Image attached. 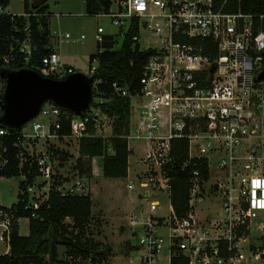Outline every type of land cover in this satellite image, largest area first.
Segmentation results:
<instances>
[{
	"label": "built area",
	"instance_id": "2783aa9c",
	"mask_svg": "<svg viewBox=\"0 0 264 264\" xmlns=\"http://www.w3.org/2000/svg\"><path fill=\"white\" fill-rule=\"evenodd\" d=\"M18 1L23 2V11L17 14L7 9L10 2L0 4V16L10 15L14 21L13 32L0 36V115L6 86L1 70L19 69L15 54L22 56L23 62L29 60L33 50L29 19L41 15L33 5L26 10V0ZM241 2L111 0L109 8L98 14L109 18L123 41L129 38L139 50L149 52L139 91L132 93L127 85L112 84L116 94L130 99L124 135L128 144L132 139L146 141L144 154L137 161L146 169L127 184L129 190L136 186L144 189L138 197L147 202L146 208L130 212L125 225L132 250L140 252L131 264H264V11H245ZM18 17L25 22L18 25ZM143 33L149 39L146 44L141 42ZM52 37L50 30V40ZM64 38L74 41L69 32ZM84 38L82 34L78 40ZM95 41L97 52L118 48L115 34L105 32L102 26L96 28ZM98 66L99 58L94 56L86 74L93 76L89 109L81 116L72 114L70 119L71 132L66 138L76 142L89 134L88 125L93 126L95 135L110 134L106 132L110 118L94 104L104 101L97 95L98 84L104 81ZM36 68L43 76L56 79L76 72L61 62L52 47ZM50 105L48 109L42 105L39 114L56 118L61 108ZM37 116L29 121L31 132L24 126L18 129L22 138L17 155L20 168L29 160L39 171L26 187L32 208H38L47 197L57 175L56 157L38 142L56 137L51 127L57 128L59 123L55 119L43 126ZM8 133L9 128L0 123V168L8 162L7 146L1 141ZM176 139L187 143L183 168L197 165L191 171L183 214L173 211L172 184L166 172L172 166ZM201 164L205 165L203 171ZM89 189L82 177L69 187L63 184L58 191L84 195ZM161 192L169 198L165 214L157 213ZM207 197L209 205L201 214L200 203ZM8 209L10 206L0 208L2 243L9 242L13 221ZM131 238L138 239L132 243Z\"/></svg>",
	"mask_w": 264,
	"mask_h": 264
},
{
	"label": "trees",
	"instance_id": "16d2710c",
	"mask_svg": "<svg viewBox=\"0 0 264 264\" xmlns=\"http://www.w3.org/2000/svg\"><path fill=\"white\" fill-rule=\"evenodd\" d=\"M10 0H0V4H9ZM85 11L89 15H97L107 10L111 0H84ZM26 0L25 9H29ZM242 9L245 11H264V0H242ZM39 18L30 17V35L32 53L27 62L22 61V56L15 54L18 60L16 68L28 67L38 71L36 65L41 57L51 50L49 17L51 13L43 5H35ZM25 19L18 17L16 23L21 25ZM14 21L10 15L0 16V36L11 34ZM23 36V32L20 33ZM148 51L139 50L137 45L126 38L122 45L115 49H105L102 52L91 54L99 58L98 72L104 81L98 84L97 95L103 98V103L97 105L102 113L111 119V132L108 136L95 135L92 125H88V135L81 136L77 141L79 156L76 158L75 169L84 176L91 177L95 173V161L102 160L101 173L106 178H125L128 175V156L130 149L124 135L128 131L130 118V99L116 94L113 82L127 85L130 92L136 93L140 89L139 78L145 64ZM20 59V61H19ZM39 72V71H38ZM71 112L61 108L56 117L59 127H51V131L58 138H66L70 132ZM22 140L18 129H9V133L1 138L2 144L7 146V164L0 168V177H13L23 175L17 202L13 203L9 212L13 214L12 226L9 234V252L0 253V264H66L68 259L76 262L89 260L96 264L112 256L111 248H106L101 242L94 240L90 233L93 201L91 194L62 195L58 188L68 179L57 174L47 197L38 208H32L27 203L26 187L31 184L39 174L36 166L25 161L20 168L17 157ZM47 148L53 156L60 159V164L67 161L72 154L59 150L48 144ZM27 155V153H26ZM188 158L187 143L183 139L173 140L172 166L166 170L171 179V204L174 213L183 214L187 210L188 189L190 186L191 171L197 165L190 163L183 168ZM205 170V165L199 166ZM0 204V208H3ZM32 212L35 216H32ZM28 218V234H19L17 219ZM70 218L71 222H66ZM65 246V259L58 257L57 245ZM130 245V244H129ZM131 246V245H130ZM131 246V250H132Z\"/></svg>",
	"mask_w": 264,
	"mask_h": 264
},
{
	"label": "rangeland",
	"instance_id": "374dc122",
	"mask_svg": "<svg viewBox=\"0 0 264 264\" xmlns=\"http://www.w3.org/2000/svg\"><path fill=\"white\" fill-rule=\"evenodd\" d=\"M31 5L33 0H27ZM40 5L47 8L51 13L49 27L51 30L52 46L58 51L61 62L67 63L74 68L76 72L87 74L91 54L97 52V43L95 41V32L98 26H102L107 33L115 34V47H119L123 41V37L117 34V28L113 25L109 18L100 15H89L85 11L84 0H39ZM9 12L14 14L23 11V2L18 0H10L7 8ZM69 32L74 39L65 41L64 34ZM85 35L83 40H78L81 35ZM142 44L149 42L146 33L141 37ZM50 103H45V108H49ZM55 120V116L48 115L44 117L40 113L36 121H39L43 126ZM111 119L106 124V132L110 133ZM24 130L28 133L32 131V123L28 122L24 125ZM40 138L38 146L46 147L48 144L53 145L59 150H64L72 154L67 161L62 162L56 159L57 174L65 176L68 181L65 187L72 185L78 178L83 176L75 169L76 158L79 156L77 142L70 138L53 137L48 140ZM146 141L143 139H132L129 142V147L133 150L129 154V174L124 179L106 178L101 173L102 160L95 161V173L91 177L84 176V180L88 183L89 193L93 198L92 216L90 223V233L94 240L101 242L106 248H111L112 256L107 260L96 264H131L140 255L139 251L131 250L129 245V230L126 228L128 215L132 211L146 208L147 202L144 198L138 197V192H144V189L136 186L133 190L127 188L128 182L136 178V174H141L146 169V165L139 161V157L144 154ZM24 177L22 175L13 177H0V204L9 206L18 200L19 185ZM91 190V191H90ZM161 202V207L157 210L158 214H165L169 208V198L163 192L157 196ZM209 197L205 198L200 203V213L203 214L206 207L209 205ZM214 205V204H213ZM214 207L211 209L214 210ZM141 217V216H140ZM139 217V218H140ZM66 222H71V219H66ZM28 218L22 217L19 219V234L27 235ZM138 238H131L132 243ZM7 250V244L0 242V253ZM65 246L58 244L57 252L60 259H65ZM7 252V251H6ZM68 263H72L68 259ZM73 264H92L89 260H77Z\"/></svg>",
	"mask_w": 264,
	"mask_h": 264
},
{
	"label": "water",
	"instance_id": "95a60500",
	"mask_svg": "<svg viewBox=\"0 0 264 264\" xmlns=\"http://www.w3.org/2000/svg\"><path fill=\"white\" fill-rule=\"evenodd\" d=\"M6 86L2 96L0 123L9 129H21L36 117L42 105L52 103L81 116L93 101V76L81 72L56 79L23 67L2 69Z\"/></svg>",
	"mask_w": 264,
	"mask_h": 264
},
{
	"label": "crops",
	"instance_id": "0c3cea01",
	"mask_svg": "<svg viewBox=\"0 0 264 264\" xmlns=\"http://www.w3.org/2000/svg\"><path fill=\"white\" fill-rule=\"evenodd\" d=\"M37 4H40V2H39V0H33L32 1V3H31V5H33V6H35V5H37ZM51 41H52V39L50 40V46L52 47V48H54L53 46H52V43H51ZM66 65H68V66H71V65H69V64H67V63H65ZM73 68V67H72ZM56 119V118H55ZM128 147H129V144H128ZM129 149H130V152H133V150L129 147ZM129 156H128V174H129ZM128 176V175H127ZM125 178H127V177H125ZM114 179H118V178H114ZM120 179H124V178H120ZM91 191V190H90ZM91 199H93L92 197H91ZM93 201V200H92ZM12 205V204H11ZM11 205H9L10 207H11ZM6 207H8V206H6ZM19 219H21V218H19ZM19 219L17 220L18 221V224H19ZM67 219H70V218H67ZM7 244V252L5 251L4 253H8L9 252V242L8 243H6Z\"/></svg>",
	"mask_w": 264,
	"mask_h": 264
}]
</instances>
